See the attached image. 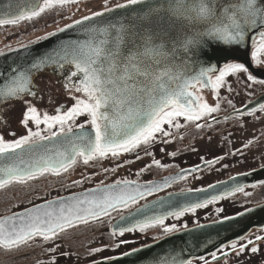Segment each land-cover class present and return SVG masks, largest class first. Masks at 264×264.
<instances>
[{
    "label": "snow or ice",
    "instance_id": "obj_1",
    "mask_svg": "<svg viewBox=\"0 0 264 264\" xmlns=\"http://www.w3.org/2000/svg\"><path fill=\"white\" fill-rule=\"evenodd\" d=\"M74 2L77 0H43L42 5L30 11H21L16 15L6 11L4 18H0V26L17 25L21 21L41 16L56 5L64 6ZM218 3L219 0H125L124 3L116 4L115 8L105 7V11L112 12L132 5H147V8L141 9L126 22L90 27L89 39L83 43L62 45L59 49L10 67L7 74L0 72V127L8 125L7 107L19 104L20 123L28 133L9 140L0 132V161H3L0 164V189L13 183L27 184L45 174L59 176L76 165L79 158L87 165L90 161L109 156L115 158L141 146L147 154V148L158 139L161 143H169L167 138L172 136V132L165 125L178 129L181 127L179 118L194 122L197 129L211 127L212 122L218 123L220 118L215 114L220 112L221 104L217 102L210 105L205 102L200 91L210 88L219 98L221 90L232 91L227 78L242 73L246 74L248 82L257 81L243 62H226L222 68L217 69L211 60L220 49L246 45L251 30L264 28V0H234L226 7H218ZM102 15L103 12H95L92 16L74 21V24L80 25ZM175 17L200 21L205 25L204 31L185 36L179 42L185 56L191 54L206 60V66H201L195 75L187 71H173V67L169 66V56L174 58L175 50L167 45L169 36L163 21ZM74 24L66 27L71 28ZM258 34L259 45L252 52V59L260 64L264 63L259 59L264 54V31ZM9 51L16 50L9 48ZM4 54L0 52V56ZM50 66L60 72L66 91L82 95L72 97L75 103L70 108L63 111L56 108V114H41L33 103V100L42 98L36 79ZM66 66H72L73 70L65 73L63 70ZM183 67L187 68V65ZM226 103L240 119H246L249 115L256 119L264 116V100L255 104L246 103L241 108H237L231 100ZM82 115L90 117L86 123L91 125V129H86L85 124H79L75 125L79 130L76 131L73 125ZM223 119H232V114ZM201 120H205L206 125L199 123ZM30 123H34L38 130L33 131L29 127ZM41 125L46 126L47 133L40 130ZM239 126L245 127L244 124ZM9 135L15 137L16 133L10 132ZM253 143L254 140L250 139L243 144V148L247 149ZM48 144H52V147ZM237 151L243 155L242 150ZM172 155L175 156V153ZM220 159L222 157L215 161H205V164L211 166L219 163ZM154 164L160 166V161H154ZM183 178L181 175L171 179ZM121 183L129 184L128 181L117 182V186L94 190L98 194L74 196L70 200L61 198L28 209L24 214L0 218V248L19 251L31 247L37 239L55 243L68 229L128 209L146 196L169 186L171 180L165 181L163 185L146 186L143 191L139 186L119 188ZM243 191L242 186H237L231 192L211 196L179 210L153 215L130 226H118L113 229V235L123 237L125 233L137 230L144 233L157 226H162L165 234L171 233L177 226L166 225L169 216L179 218L187 212L195 213L197 209L205 208L223 196ZM250 211L253 209H245L237 215L244 216ZM120 219L124 220L125 217L121 216ZM225 219L231 220L233 217ZM238 240L239 243L225 246L227 250L219 248V255L217 251L211 252V261L216 264L220 260L226 261L229 255L239 257L247 252L256 254L261 250L259 244L264 242V235H254L253 238L241 236ZM127 243L129 241L121 239L115 247ZM103 250L91 249L90 254ZM47 251L55 255L58 247ZM138 251L140 249H132V252L122 255L129 256ZM162 256V253H158L150 259L154 264H193L192 259H161ZM106 259L109 262L118 261L119 257ZM198 259L203 264H209L204 256ZM49 264H56V260H50Z\"/></svg>",
    "mask_w": 264,
    "mask_h": 264
},
{
    "label": "rangeland",
    "instance_id": "obj_2",
    "mask_svg": "<svg viewBox=\"0 0 264 264\" xmlns=\"http://www.w3.org/2000/svg\"><path fill=\"white\" fill-rule=\"evenodd\" d=\"M124 2L125 0H77V2L71 3L62 11L59 10V8L53 10L51 14L43 18L41 21L31 23V21L26 20L23 22H19L17 25L0 26V46L2 48L0 49V52H6L9 51V48L15 49L38 41L43 37L50 35V33H53L56 30L73 23L76 20L83 19L84 16H91L95 12H103L105 11V7L115 8L116 4ZM258 45L259 42L255 43L253 51L256 47H258ZM259 59L261 61H264V54H261ZM255 64L257 66L264 67V63L257 64L255 62ZM245 76L246 74L242 73L239 76L228 77L227 79L230 82L232 91L226 92L224 90H221L219 98L213 90L203 89L199 94L202 95L205 102L209 103L210 105H214L215 103L219 102L222 108L220 112L224 110L223 107H229V105L226 103L227 100H231L232 103L234 105L237 104V106L244 104L247 102L248 98L249 100H251L256 95L264 91V83H259V80L257 79V82H248L245 79ZM53 89L55 91L52 92H54L53 95L55 96L52 97L53 95L51 96L48 94V96H51V99L57 98L58 95L56 92L61 93L58 87L54 86ZM74 103L75 102L70 104V106ZM14 106H19L16 107L19 112V117L18 119L12 118L15 121L11 124L8 122L9 124L6 131L5 129H3L5 138L9 140L15 139L11 135H9L10 130L15 131L16 138L28 134L27 129L20 123L21 106L19 104H15ZM38 109L41 114L44 112H48L49 114H56L55 107L46 108L45 106L43 107L42 105H38ZM218 113H216L215 115H217ZM89 120L90 118H88L87 115H82L75 120L73 128L75 127V125L86 124V122ZM248 121L249 120L247 119V116L246 119H240L239 117H236V119L233 120L235 124V130L233 131V134L230 135L233 145L237 144L239 147L241 146L240 142L246 141L248 127L250 128V134L251 132L261 133V128L259 127V125L255 124V122L251 123V121L249 124ZM199 122L202 124L205 122V120H201ZM179 123L181 124V127L178 129L165 125V127L172 132L173 138H171L172 136L168 137L167 139L169 140V143L167 144L161 143V141L158 139L155 143L151 144L147 148V154L145 148L141 146L140 148L132 152L123 153L115 158L109 156L104 159L90 161L87 165L83 164L82 158H79L77 164L71 167L67 172H62L59 176H46L42 182V185H38L35 190H41L48 187L49 185H51V187L49 186L48 188H46L44 190V193L49 192L54 188L58 189L59 187L68 186L71 189L76 190L83 187L84 184L96 185L128 180H140L143 182H149L156 178H162L165 175L179 170L180 167L179 164H177V161L180 162L182 160H186L187 164H194L200 161L202 162L204 160L202 157H198V159H186L183 158L185 155L176 154V152L189 150L191 143L195 142L194 147H205L203 150L209 151L214 150L215 147H219V144L221 142L227 141V139H222L219 133L214 131V125L208 127L209 129H205L203 127V129L201 130H195L197 129L195 127V123L187 122L183 118H179ZM240 124H244L245 127H240ZM29 127H31L33 131L38 130L35 127L34 123H30ZM40 130H43L44 133H47V128L45 125H41ZM0 132L2 131L0 130ZM256 140H259V138L256 137L254 141ZM172 153H175V156H173ZM138 156L139 159H137ZM178 156L182 157L176 158ZM243 158L244 159H234L230 162L229 168L232 170L230 174L264 164V158L259 157L258 155H256V153L249 152V161L246 160L245 155L243 156ZM157 160L160 161V166L154 164V161ZM226 176L228 175L221 171L219 164H212L211 166H207L206 168H203L200 171L187 176L181 184H177V188H181L183 185L192 187L201 185L204 186L207 183L217 181L220 178H225ZM75 185L76 187H73ZM174 186L172 189H174ZM250 190L252 189L247 188L243 192L237 193L231 198L224 199L221 202L212 203L205 208L197 209L195 213H186L184 216L177 219V221L180 220V223H182L183 221L190 223L199 221L200 217L204 218L203 220L214 219L222 216L223 213L226 214L227 212H229L226 209H223V206H227L228 210L233 211L241 207H248L264 201V192L261 193V191L259 190H252L249 193ZM14 193L15 192L11 193L10 195H13ZM251 194L252 196L249 197V195ZM104 227L105 226H102L99 222L96 223V221H93V224H87L79 229L83 233L86 232V235L89 236L90 239H95L94 242L96 243L93 246L94 249L105 247L113 240L120 241L121 239H123L130 241L133 244H135L136 242L142 243L144 242L141 241L142 239H146L145 241H147L151 237L153 238L156 235L154 233L156 231H160L161 229V227H152L147 229L144 233L136 231L123 237L116 236L114 239L113 235L110 232H107ZM67 233H64L63 235ZM260 233L261 232H255L251 236L258 235ZM81 236L75 235L74 238H71V240L73 242H77V239ZM56 242L57 245L63 244L60 241ZM89 242L90 241H88V243ZM36 243H39L38 245H40L39 249L36 248L38 249V255H40L44 249L46 251V247H49V242L44 243V241L41 240L40 242L39 239H37L33 242V244L37 245ZM53 246L56 245L54 244ZM91 247L92 246L90 245L89 248ZM259 247L261 249L260 252L264 251V242L260 243ZM58 249H61V247H58ZM28 252L29 251L27 249H24L22 253L18 255L17 258H15L13 254H9V252L6 253L5 251H0V264H9V262L5 263V257H9L8 260L13 261L14 264L25 263L27 261ZM249 253H246L245 255ZM76 256H78L76 258L77 261L84 258V256L81 254H78ZM17 259L18 261H16ZM206 259L209 260V264H214V262H212L210 258ZM253 259H256L252 261L253 263H264V252L257 256H254ZM240 261L241 258L232 255L226 261L224 260L216 264H243L239 263ZM193 264H203V261L193 260Z\"/></svg>",
    "mask_w": 264,
    "mask_h": 264
},
{
    "label": "water",
    "instance_id": "obj_3",
    "mask_svg": "<svg viewBox=\"0 0 264 264\" xmlns=\"http://www.w3.org/2000/svg\"><path fill=\"white\" fill-rule=\"evenodd\" d=\"M42 1L43 0H0V18H4L3 14L6 11L10 15H16L21 11H30L34 7L40 6ZM232 2H234V0H219L218 7H226ZM146 8L147 5H132L124 9H115V11L112 12L103 11L104 15L102 16L94 17L89 21H84V23L80 25H75L73 22L71 23L74 24L73 27L67 28L65 26L63 27V29H65L64 31L57 30L53 32L56 33L55 35H48L38 41L24 45L27 47L21 46L15 48L16 51L3 52L5 54L0 56V72L7 74L10 67H15L21 63H24L27 60H30L32 57L51 52L54 49H59L62 45L83 43L89 39L88 29L90 27H104L109 23L126 22L129 19L134 18L138 11L141 9L146 10ZM163 26L167 29L169 36L167 45L168 47H171L175 50L174 58L171 55L169 56V66L173 67V71H187L188 73L195 75L201 66H206V60L200 59L198 56H193L191 54L185 56L179 43L184 39L185 36H191L198 31H204L205 25L202 22L196 20H187L183 17H175L172 19L166 18L163 21ZM259 31H264V28L251 30L250 38L247 40L246 45L244 46L233 49L218 50L217 54L212 58L211 63L215 65L217 69H219L222 68L223 64L226 62H243L249 68L250 73L255 78L264 81V67L256 66L253 62L251 54L254 42H259L260 40L258 34ZM183 65H187V68H184ZM68 67L73 69L72 66ZM44 73L57 75L60 72L50 66L42 72V74ZM262 100H264V93L260 94L249 102L255 104L257 101ZM230 113L235 115L233 111ZM229 114L225 116H228ZM209 121H211V119ZM86 129L90 130L91 127H86ZM75 130L79 131L78 129ZM48 146L52 147V144H48ZM2 163L3 161H0V164ZM205 165L207 164L204 162L194 167H186L174 174H170L161 179H156L147 183L130 180L128 181V185L121 183L118 185V187L131 189L139 186L143 191L144 187L146 186L163 185L165 181L168 180H171L172 183L177 179L171 178L194 172ZM263 179L264 166L253 169L249 172L231 176L225 180L214 182L205 188H200L205 189L206 191L197 192L195 191L196 189H192L164 194L149 200L143 205L122 215L125 217L124 220L120 219L121 216L118 217L112 223L111 228L113 230L118 226H130L131 224L137 221H142L147 217L176 211L188 204L209 199L214 195L231 192L237 186L245 187ZM106 186H117V183L96 186L80 192L64 195L36 204L19 212L4 215L0 218H7L13 214H24L28 209L45 205L49 201H59L61 198L70 200L74 196L81 197L98 194L95 193L94 190L101 189ZM249 209H253V211L248 212L244 216H238L237 214L230 216L233 217L231 220L224 218L217 221L194 225L183 230L173 232L154 242L135 248L140 249V251L135 252L132 255L116 256L119 257L118 261L109 262L107 259H101L90 264H154V261L150 259V257H155L158 253L163 254L161 259L164 257H176L180 260L199 258L200 256L209 255L211 252L218 250L224 245L238 240L239 237L246 236L252 228L264 227V203ZM128 252H132V250Z\"/></svg>",
    "mask_w": 264,
    "mask_h": 264
},
{
    "label": "flooded vegetation",
    "instance_id": "obj_4",
    "mask_svg": "<svg viewBox=\"0 0 264 264\" xmlns=\"http://www.w3.org/2000/svg\"><path fill=\"white\" fill-rule=\"evenodd\" d=\"M253 48H254V46L252 47V51H253ZM71 70H73L71 67L66 66L63 71L65 73H67V72H70ZM257 80L263 81L261 79H257ZM36 83H37V85L40 88V96L42 97L41 99L33 100V103L37 107H38V105H42L43 107L45 106L46 108H53V107L60 108L61 111H63L65 109H67L68 107H71L72 105L70 106V104L75 102V100L72 98L73 96H81L82 95V94L76 93L74 91H72V92L66 91L64 86H63L65 81L62 78L60 73L57 74V75H53V74H49V73L41 74V75H39L37 77ZM52 86L53 87L54 86L58 87V89H60V91H61V93L56 92L58 96H57V98H54V99H57V100L51 99V96L54 94V92H52V91H55ZM262 93H264V91L259 93L258 95H256L254 98H256L257 96H259ZM48 94L51 95V96H48ZM54 96L55 95H53L52 97H54ZM254 98H252L251 100H253ZM29 99H32V98L29 97ZM251 100H249V98H248L246 103H248ZM246 103L238 105V106H237V104H235V106L237 108H241ZM16 107H19V106L10 105L6 109V117H7L8 122L10 124L15 121L12 118L18 119V117H19V114H18L19 112H18ZM223 108H224V110L216 115L217 117L220 118L219 122L218 123L217 122H212V126L214 125V128H213L214 131L219 133V135H220V137L222 139H225V140L227 139V141L221 142L219 144V147H215L214 150H209V151H206V150L204 151L203 149L205 147H199V146L198 147H194L195 146V142H194V143H191L189 150L176 152V154L177 155H185L183 158H186V159H192V158L193 159H198V157H202L204 159L202 162L200 161V162H197V163H194V164H187L186 160H182L180 162L177 161V164H179V167H180L179 170H181L183 168H186V167H194V166H196L198 164L204 163L205 161H215L218 157H222V159H220L219 163H213V164H219L220 168H221V171L223 173L227 174L228 176H226L225 178H220L217 181H213V182L207 183L204 186L201 185V186H197V187H195V186L192 187V186L183 185L181 188H177V184H181L183 182V180L186 179L187 176H189L191 174H194V173L200 171L201 169L206 168L207 166H209V165H205V166L197 169L194 172L187 173V174L183 175V177H184L183 179L174 180L172 183H170L169 186H166V187L162 188V190L156 191L153 194L146 196L145 199L139 200V202L137 204L132 205L130 208L123 209L120 212H112L110 217H108V216L103 217L100 220H96V223L99 222L102 226H105L104 229L107 232H110L113 235V230L111 228V225L118 217H120V216L128 213L129 211H131V210L143 205L144 203L148 202L149 200H152V199H154L156 197H159V196L164 195V194L172 193V192L205 188V187L209 186L210 184H212L214 182L225 180V179H227V178H229L231 176H234V175H237V174H240V173H244V172H249V171H251L253 169H257V168L263 167L264 164H261V165H258L256 167H251V168H249L247 170H242L240 172H235V173L230 174V172L232 170L229 168V164L234 159H244L243 156L245 155L246 156V160L249 161V152L250 153H256V155H258L259 157L264 158V124H263L264 123V116H261L259 119H256L255 117L250 116V115L247 116V119L249 120L248 121L249 124H250V121H251V123L255 122V124L259 125V127L261 128V133L251 132V134H250V128L248 127L247 134H246L247 139H246L245 142H240L241 146L238 147L237 144L233 145V143L231 142V138H230V135L233 134V131L235 130V124H234L233 120L236 119L237 116L232 115V119H227V120L223 119V117L225 115H227V114H229L230 112L233 111V109H232V107L230 105H229V107H223ZM257 115H259V113H257ZM88 118H90V117H88ZM210 119H211V117L208 120H210ZM192 123H194V122H192ZM202 124L206 125V121L204 123H202ZM85 125H86V127H91V125L89 123H86ZM7 128H8V125L6 127H0V130L2 132H4L3 129H5V131H6ZM204 128L205 129H209L208 126H204ZM75 129L76 128L74 127V130ZM201 129H203V128H201ZM195 130H198V129H195ZM10 132H15V131L14 130H10ZM193 133H194V131H193ZM256 137H258L259 140L254 141V143L249 148H247V149L243 148V144L244 143H246L250 139L255 140ZM13 138H16V137H13ZM171 138H173V136ZM238 149L243 151V155H241L240 152L237 151ZM211 152H212V154H211ZM229 153H233V154L230 155ZM180 157H182V156H178L176 158H180ZM179 170H177L176 172H178ZM176 172H173V173H170V174H174ZM170 174H168V175H170ZM52 175H54V174H52ZM165 176H167V175H165ZM165 176H163V177H165ZM156 179H161V178H156ZM156 179H154V180H156ZM133 181L143 182V181H140V180H133ZM149 182H151V181H149ZM113 183H117V182H109V183H106V184H113ZM143 183H147V182H143ZM106 184H103V183L102 184H96V185L90 186V187H88V188H86L84 190H87V189H90V188H93V187H96V186L106 185ZM174 184H175V186H174ZM173 186H174V189H172ZM257 187H259V188H257ZM263 187H264V179L260 180V181H257V182H255V183H253L251 185L245 186V187H243V189L245 190L247 188H249V189L251 188L252 190H259L262 193V192H264L263 191ZM252 190H250L249 193ZM237 193H240V192H236L235 194H237ZM66 195H69V194H66ZM234 195L223 196L221 199H219L216 202H221L222 200L231 198ZM62 196H64V195H62ZM250 196H252V194L249 195V197ZM58 197H61V196H57L55 198H58ZM51 199H54V198H51ZM51 199H48V200H51ZM48 200H46V201H48ZM43 202H45V201H43ZM263 203H264V201H261L259 203L254 204V205H251V206H248V207H241V208L233 210V211L228 210L227 206L226 207L223 206V209H226L227 211H230V212H227L226 214L223 213L222 216H219V217L214 218V219L203 220L204 218L200 217L199 221L190 222V223H187L185 221L180 223L181 222L180 220L177 221V219H179L180 217L176 218V217L170 216L166 220V223H167L166 225L175 224L177 226V229L175 231H173V232H177V231L183 230L185 228H188V227H191V226H194V225L207 223V222H211V221H217V220H220V219H224L226 217H230V216L236 215V214H238L240 212L245 211V209H249L251 207H254V206H257V205H260V204H263ZM16 212H19V211H16ZM12 213H14V212H12ZM187 213H189V212H187ZM8 214H11V213H8ZM5 215H7V214H5ZM114 215H116V216H114ZM0 217H2V216H0ZM88 224H93V221H90ZM85 225H87V224H80V225H78L75 228H76V230H80L79 228H81V227H83ZM185 225H186V227H184ZM158 227H161V229H160V231H156L154 233L156 235L153 238L151 237L147 241H145L146 239H142L141 241H144V242H142V243L136 242L135 244H133L132 242L129 241V243L123 244V245H121L119 247V249H121V251H123L122 253H119V254H116V255H113V256H110V257H114V256L116 257V256H119V255H122L125 252H128V251H131L132 249L144 246V245L149 244L151 242H154V241H156V240H158V239H160V238H162V237H164L166 235H169V234L173 233V232H171V233L165 234L163 232V230H162V226H157V227H154V228H158ZM68 231L69 230L65 231L64 233H67ZM255 232H261L258 235H264V227L263 228H255V227L252 228L245 237L246 238H253L254 236H251V235L254 234ZM64 233H62L61 235H63ZM132 233H134V232H132ZM132 233H125L124 236L132 234ZM116 236H119V235H115V236L113 235L114 239H115ZM56 241H59V240H56ZM56 241H55V243H52V242L48 243L49 247H46V251L43 250V252L41 253V254H45V255H41V254L38 255L37 250L39 248L31 250L30 254L32 255V257L31 258H27V261L25 263H22V264H37V261L41 262V263L39 262L38 264H49V261L53 260V259H55L56 262H57L59 260V258H60V255L58 254L59 252H64L69 257V259L74 258V261H77L76 258L78 256H76V255H78V254H81V255H83L85 257V256H88V255H100V254H104L105 252L108 253V252H111V251H114L115 249H117L115 247V245L117 243H119V241H117V240L114 241L113 240L111 243H108L107 246L102 247V249H104L103 251H101L99 253H91L90 254V250L94 249L93 246L96 243V242H94L95 239L89 240L90 242L86 243L85 246H83V247H74V246H68V245L64 246L65 244L57 245ZM233 242L239 243L240 241L236 240V241H232V242L224 245L223 247L225 248V250H227V248L225 246H230ZM261 243H263V242H261ZM54 244L56 246H52ZM90 245L92 246L91 248H89ZM52 247H61V249H58L57 253L55 255H52V254H50L47 251V249H50ZM126 247H129V248L126 249ZM0 251H6V250L0 248ZM262 252H264V251H262ZM262 252L259 251L256 254H251V253L247 252L249 254L245 255L246 254L245 253L244 255H241V256L238 257V258H241V261L239 263H243V264H245V263H249V264H264V263H259V262L258 263H253L252 262L253 260H256V259H253V257L261 254ZM217 254L219 255L218 251H217ZM231 256L232 255H229L228 258L231 257ZM3 257H5V256H3ZM204 257L211 259L210 255H206ZM8 258L9 257H5V260H6L5 262H9V261H7ZM106 258H108V257L100 258V259H97V260H93V261H89V262H85V263H81V264H90V263H94V262H97V261H99L101 259H106ZM66 259H68V258L66 257ZM193 260H199V259L198 258H192V261ZM222 261H224V260H220L219 262H222ZM216 263H218V262H216ZM9 264H14V263H9ZM232 264H235V263H232Z\"/></svg>",
    "mask_w": 264,
    "mask_h": 264
},
{
    "label": "trees",
    "instance_id": "obj_5",
    "mask_svg": "<svg viewBox=\"0 0 264 264\" xmlns=\"http://www.w3.org/2000/svg\"><path fill=\"white\" fill-rule=\"evenodd\" d=\"M42 3H43V1H42ZM42 3H41V5H42ZM68 5H70V4H68ZM68 5H64V6L56 5L50 9H47L44 13L41 14V16L34 18L32 20H27V21H31V23L41 21L43 18H45L49 14H51L53 12V10L59 8V10L62 11ZM21 22H23V21H21ZM0 49H2L1 46H0ZM51 175L52 174H45L42 177H39L35 180L29 181L27 184L13 183L4 189H0V216L26 209L28 207L34 206L38 203H41V202L46 201V200L51 199V198H55L57 196H62V195H66V194H70V193H74V192H79V191L84 190L90 186H93V185H88V184L85 185L84 184L83 187L78 188L76 190L71 189L69 186L68 187H59L58 189L54 188V189H51L49 192L44 193V190L46 188H48L49 186L51 187V185H49L48 187L43 188L41 190H35V188L38 187V185L39 186L42 185V182L46 176H51ZM73 187H76V185ZM13 192H15V193L13 195H10ZM68 230L69 231L67 234L60 235V237L57 239V240L61 241L63 244H65L64 246L68 245V246H74V247H83V246H85L86 243H88L89 240H91L89 238V236L86 235V232L83 233L81 230H76L75 227L70 228ZM75 235H78V236L82 235L81 237H79L77 239V242H73L71 240V238H74ZM39 241L41 242L40 239H39ZM44 243H46V242H44ZM36 244L37 245L32 244L31 247L22 248L19 251H7L6 250L5 252H9V254H13V256L15 258H17V256L20 255L24 249H27L29 251L27 253V258H31L32 257V255L30 254L31 249L40 248V245H38L39 243H36ZM127 248H129V247H126V249ZM122 252L123 251H121V249L117 248L114 251H111L108 253L105 252L104 254H100V255L85 256L80 261H74V258L69 259V257L67 255H61V253H64V252H59L58 254L60 255V258L56 262V264H81V263L97 260V259L104 258V257H110L113 255L122 253ZM41 255H45V254H41ZM66 257L68 259H66ZM7 261H9V263H13V261H10V260H7ZM16 261H18V259ZM39 262L40 261H37V264Z\"/></svg>",
    "mask_w": 264,
    "mask_h": 264
},
{
    "label": "bare ground",
    "instance_id": "obj_6",
    "mask_svg": "<svg viewBox=\"0 0 264 264\" xmlns=\"http://www.w3.org/2000/svg\"><path fill=\"white\" fill-rule=\"evenodd\" d=\"M128 181H130V180H128Z\"/></svg>",
    "mask_w": 264,
    "mask_h": 264
}]
</instances>
